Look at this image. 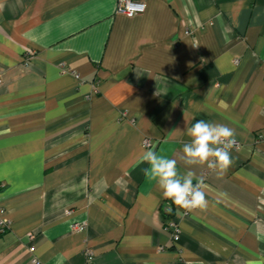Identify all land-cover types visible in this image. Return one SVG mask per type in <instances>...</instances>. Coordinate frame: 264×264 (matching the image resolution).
I'll return each instance as SVG.
<instances>
[{"label": "crops", "instance_id": "0c3cea01", "mask_svg": "<svg viewBox=\"0 0 264 264\" xmlns=\"http://www.w3.org/2000/svg\"><path fill=\"white\" fill-rule=\"evenodd\" d=\"M144 1L0 0V264H264V0ZM197 120L235 132L223 175L183 162ZM150 149L205 209L162 196Z\"/></svg>", "mask_w": 264, "mask_h": 264}, {"label": "clouds", "instance_id": "9594fccd", "mask_svg": "<svg viewBox=\"0 0 264 264\" xmlns=\"http://www.w3.org/2000/svg\"><path fill=\"white\" fill-rule=\"evenodd\" d=\"M189 140L182 145L183 162L186 166H206L217 175H223L233 161L231 150L235 144V132L225 124L197 120L191 127L184 128ZM143 169L147 179L155 181L162 196L186 211L207 207L206 185L203 178L196 179L188 171L178 172L177 160L158 154L155 150L143 153Z\"/></svg>", "mask_w": 264, "mask_h": 264}, {"label": "built area", "instance_id": "2783aa9c", "mask_svg": "<svg viewBox=\"0 0 264 264\" xmlns=\"http://www.w3.org/2000/svg\"><path fill=\"white\" fill-rule=\"evenodd\" d=\"M116 1V12L120 14H124L125 16H133L134 14L143 13L146 7L144 0H115ZM63 71H65V67H62ZM78 77L77 73L75 74ZM259 140L261 137L259 136ZM239 141L235 139L234 147L231 151H237L240 144ZM145 145H149V141L147 139L144 140ZM2 211H0L1 213ZM84 224H76L77 228H82ZM8 228V221L0 215V232H4ZM167 231L170 232L173 241H177L179 239L180 229L176 221L169 219L166 224Z\"/></svg>", "mask_w": 264, "mask_h": 264}]
</instances>
